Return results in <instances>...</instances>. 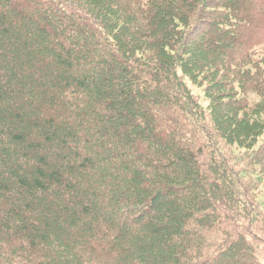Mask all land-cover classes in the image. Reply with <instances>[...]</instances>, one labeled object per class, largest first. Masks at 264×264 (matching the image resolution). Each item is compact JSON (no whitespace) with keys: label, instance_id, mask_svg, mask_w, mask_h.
<instances>
[{"label":"trees","instance_id":"obj_1","mask_svg":"<svg viewBox=\"0 0 264 264\" xmlns=\"http://www.w3.org/2000/svg\"><path fill=\"white\" fill-rule=\"evenodd\" d=\"M263 190L264 0H0V264H264Z\"/></svg>","mask_w":264,"mask_h":264},{"label":"rangeland","instance_id":"obj_2","mask_svg":"<svg viewBox=\"0 0 264 264\" xmlns=\"http://www.w3.org/2000/svg\"><path fill=\"white\" fill-rule=\"evenodd\" d=\"M188 85H189V87H190V89L194 95L199 97L201 100L204 98V95H203L204 86H200L199 84L194 85V83H192L190 81L188 82ZM251 101L255 102V98H251ZM258 199H260V201L264 205V190L260 192ZM257 246L261 250L259 253L260 261L262 263H264V249H262L261 245H257Z\"/></svg>","mask_w":264,"mask_h":264}]
</instances>
